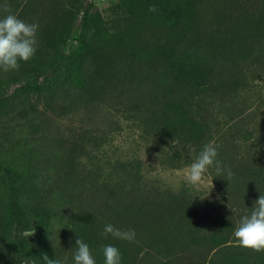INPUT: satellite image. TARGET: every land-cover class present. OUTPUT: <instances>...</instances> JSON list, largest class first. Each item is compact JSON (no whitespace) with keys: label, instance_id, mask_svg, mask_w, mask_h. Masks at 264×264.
<instances>
[{"label":"trees","instance_id":"obj_1","mask_svg":"<svg viewBox=\"0 0 264 264\" xmlns=\"http://www.w3.org/2000/svg\"><path fill=\"white\" fill-rule=\"evenodd\" d=\"M89 4L0 0V18L6 6L39 25L35 55L18 70L0 68V264H46L45 254L75 264L79 238L97 264L106 245L121 264H264V251L234 236L264 194V135L245 153L218 146L214 198L150 180L139 158L96 153L124 120L171 146L164 162L174 167L217 135L228 140L223 127L237 116L242 135L238 96L264 78V0H120L112 18L96 9L81 25ZM62 119L67 126H53ZM109 223L135 239L104 236Z\"/></svg>","mask_w":264,"mask_h":264},{"label":"rangeland","instance_id":"obj_2","mask_svg":"<svg viewBox=\"0 0 264 264\" xmlns=\"http://www.w3.org/2000/svg\"><path fill=\"white\" fill-rule=\"evenodd\" d=\"M119 1L120 0H90V4L82 11L79 22L81 25H86L87 19L89 18L88 15L96 9H101L108 18H112V16H114L113 8ZM79 36L80 31L75 30L69 45L70 51L78 45ZM241 93L242 95L240 94V96H238V100L246 101V104L244 101L243 103L248 115L245 121L241 123L244 126L242 135L238 133L235 126V124L239 122V117L237 116L234 120L228 121L223 127V131L226 132L228 140H225L221 135H217L213 142L217 146H221L228 141L237 143L238 148L236 151L245 153L246 150H249L247 145H253L254 142H259V137L264 135V78L258 79L254 85L242 90ZM66 120L67 119H62L57 122L53 120L51 122L54 127H61L62 129V127L67 126L69 123L66 122ZM138 123L139 121L124 120L122 126L116 129L109 142L104 144L99 151H96L98 158H103V160L108 159L111 162L119 158H139L143 161L142 165L144 166V172L147 177L150 180L159 182L164 187L177 190L183 186H189L193 190L209 198L221 196V192L213 178V173L210 168L206 176L209 179L213 178L211 190L210 186L207 184L194 186L188 183L186 176L187 169L190 165L174 167L164 162L167 157L172 155L173 148L171 146L166 148L163 144L155 143L145 132L143 127L138 126ZM237 126L239 127V125ZM242 136L246 139V144L243 142L245 139ZM174 147L183 149L184 146L177 143ZM167 149L168 151H166ZM107 167H110V165L107 164ZM36 232L37 230L25 232L24 237L32 238L36 235ZM13 257L16 258L14 253L11 258ZM22 264L37 263L23 260Z\"/></svg>","mask_w":264,"mask_h":264},{"label":"clouds","instance_id":"obj_3","mask_svg":"<svg viewBox=\"0 0 264 264\" xmlns=\"http://www.w3.org/2000/svg\"><path fill=\"white\" fill-rule=\"evenodd\" d=\"M149 12L156 13L159 11L157 5L152 4L148 8ZM4 11L9 14L0 18V68L4 71L18 70L19 62L29 61L36 52V33L39 25L37 23H27L18 18L17 15L11 14L10 9L6 6ZM218 146L214 142L205 144L196 159L187 169V182L197 185H209L212 188V179L206 176L209 168L215 167L219 174L223 171V162L217 159ZM228 175L232 172L229 169ZM210 192V191H209ZM33 234V233H32ZM31 234V235H32ZM112 236L126 241H133L136 237L134 229L121 230L111 223L106 224L103 229V235ZM235 238L240 246L260 252L264 251V194L254 202L252 211L244 215L239 226L234 232ZM76 250L74 253L75 264H97L95 257L87 243L82 239L76 240ZM104 264H121L120 250L113 245H106L102 249ZM43 259L46 264H64L60 259H49L45 254Z\"/></svg>","mask_w":264,"mask_h":264}]
</instances>
